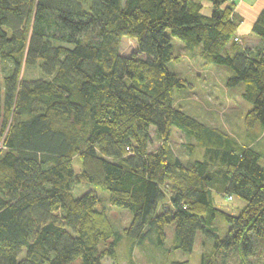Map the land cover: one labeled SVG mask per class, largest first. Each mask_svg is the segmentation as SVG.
I'll use <instances>...</instances> for the list:
<instances>
[{"label":"trees","instance_id":"obj_1","mask_svg":"<svg viewBox=\"0 0 264 264\" xmlns=\"http://www.w3.org/2000/svg\"><path fill=\"white\" fill-rule=\"evenodd\" d=\"M237 4L0 0V264L116 257L123 235L98 209L96 191L75 197L83 183L131 212L124 233L138 245L153 236L165 245L174 225L175 250L193 253L200 232L214 241L201 264H229L232 252L242 264H264V157L176 107V91L190 84L168 68L181 61L172 37L192 51L201 46L207 63L232 70L227 87L245 86L246 127L264 129V11L252 28L262 47H244ZM124 38L136 41L137 53H120ZM1 62L11 72L3 75ZM25 67L45 78L21 80ZM173 128L206 148L202 162L184 165L167 151ZM152 132L164 141L157 151ZM214 189L246 207L237 216L223 212ZM217 216L230 228L223 239Z\"/></svg>","mask_w":264,"mask_h":264},{"label":"rangeland","instance_id":"obj_2","mask_svg":"<svg viewBox=\"0 0 264 264\" xmlns=\"http://www.w3.org/2000/svg\"><path fill=\"white\" fill-rule=\"evenodd\" d=\"M205 6L204 12L209 13L207 1ZM167 33L172 37L170 31ZM261 43L258 37H252L249 40L245 38L243 41L240 39V45L253 49L261 48ZM172 44L175 48L174 54L181 56V61L169 63L168 68L190 84L186 89L176 91L174 97L176 107L182 108L188 115L202 121L208 127L224 131L243 147L247 146L254 151L261 152L264 157V129L257 125L254 129L249 130L245 124V116L252 109V104L241 96L245 86L227 87V82L233 74L232 70L207 63L201 46L194 51L189 50L177 37H172ZM138 49L139 47L133 38H124L120 45V53L125 56L137 53ZM1 70L2 74L6 75L11 72L12 65L1 62ZM44 78L45 76L38 67L34 69L25 67L22 71L21 80L23 81H35ZM171 133L170 140L165 144L167 151L173 158L181 159L184 165H191L195 161L202 162L205 159L206 148H200L194 138L176 128H173ZM152 135L155 137L154 132ZM190 144L195 145V150H190L187 147ZM150 145L151 151H157L164 145V141L162 142L155 137ZM261 164L264 165V160L261 161ZM74 169L77 173L82 171L78 159L74 161ZM90 191H96L100 201L98 209L108 213L116 233L123 235L115 247L116 257L108 254L103 259L102 264H170L174 261L201 264L202 257L211 254L214 250V241L208 239L201 232L195 240L193 253L175 250L173 248L175 243L174 225L166 228L167 240L165 245L160 246L158 244L157 236H153L143 244L138 245L130 239L128 240L124 233L131 224V212L112 206L108 191L100 190L85 183L77 184L74 188V194L77 198ZM213 196L215 207L234 216L239 215L246 207L245 201L238 196L231 201L227 195H221L215 189ZM215 226L219 230L218 234L221 239L226 236L230 229L221 216H217ZM113 240L101 244L100 250L107 251ZM227 261L229 264H242L236 252H232ZM75 264H81V261L75 262Z\"/></svg>","mask_w":264,"mask_h":264},{"label":"crops","instance_id":"obj_3","mask_svg":"<svg viewBox=\"0 0 264 264\" xmlns=\"http://www.w3.org/2000/svg\"><path fill=\"white\" fill-rule=\"evenodd\" d=\"M235 10L242 21L237 31L238 37L242 41L245 38L248 40L252 37L257 38L252 28L260 13L264 11V0H239Z\"/></svg>","mask_w":264,"mask_h":264},{"label":"built area","instance_id":"obj_4","mask_svg":"<svg viewBox=\"0 0 264 264\" xmlns=\"http://www.w3.org/2000/svg\"><path fill=\"white\" fill-rule=\"evenodd\" d=\"M235 1H237V0H235Z\"/></svg>","mask_w":264,"mask_h":264}]
</instances>
